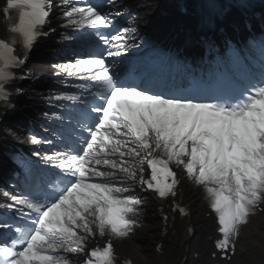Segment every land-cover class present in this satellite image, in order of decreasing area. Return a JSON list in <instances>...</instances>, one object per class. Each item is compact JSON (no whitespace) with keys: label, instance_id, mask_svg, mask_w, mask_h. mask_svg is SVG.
<instances>
[{"label":"snow or ice","instance_id":"snow-or-ice-1","mask_svg":"<svg viewBox=\"0 0 264 264\" xmlns=\"http://www.w3.org/2000/svg\"><path fill=\"white\" fill-rule=\"evenodd\" d=\"M54 7L61 9L65 29L78 32L85 47L49 71L58 79L65 74L75 78L77 83L65 80L61 88L80 94L49 92L48 102L64 111L42 115L59 121L60 131L51 132L52 138L32 133L29 142L52 151L22 162L20 182L0 191V264H74L73 257L82 264H116L113 240L129 237L138 226L143 201L137 190L146 186L162 199L176 197L181 180L172 165L206 194L209 214L218 220L216 249L235 251L240 227L264 205V74L240 83L225 70L218 73L224 91L189 84L157 92L148 77L114 72L116 58L144 47L134 27L112 24L131 15L120 0L99 5L92 0H61L59 5L55 0H6L2 11L6 16L19 12L11 31L22 37L28 53L46 35L41 28ZM27 58L0 39V108L5 112L14 108L10 85L32 78L31 70L14 71ZM177 208L187 215L185 208ZM97 235L107 242L89 248Z\"/></svg>","mask_w":264,"mask_h":264},{"label":"bare ground","instance_id":"bare-ground-1","mask_svg":"<svg viewBox=\"0 0 264 264\" xmlns=\"http://www.w3.org/2000/svg\"><path fill=\"white\" fill-rule=\"evenodd\" d=\"M64 0L65 3H67ZM162 0H141L139 3H133L128 8L131 15L127 17L126 25H131L137 30L140 40L138 44H143L144 48H149L146 43L154 38V33L158 31V25L161 24V19L158 13L159 3ZM2 1L0 0V5ZM59 5L61 0H55ZM52 21L54 24L63 27L65 21L61 16V9L54 7L52 12ZM165 32V30H164ZM143 50V48L141 49ZM131 63H123L120 69L125 72L131 68ZM136 67L134 70H138ZM29 89V88H27ZM26 89L24 99L29 102L32 100L33 94ZM36 101V100H35ZM181 180L180 193L182 199L189 206L190 219L193 222L194 234L187 240H179L178 231H182V225L174 226L175 233L167 234V248L161 257H158L154 251L153 243L157 242L161 236L163 228L161 221L157 216V203L152 195L146 194L143 190H137L139 198L143 201L141 204V212L144 214L145 222L124 239H114V245L117 253L120 256L130 257L133 264H209L208 253L210 249V236L212 235V225L210 218H206L205 214L209 211L207 207L206 194L199 186H195L186 179L182 169L171 166ZM146 172V167H145ZM107 238H102L97 235L89 242V248L99 245L106 241ZM189 243L193 251L198 252L199 257L194 258L193 253L188 251L187 258L182 261V257L186 251L182 247L174 244ZM207 253V255H206ZM192 255V256H191ZM78 258L73 257L76 262ZM233 264H264V213L260 215L257 222L251 221L240 227L239 237L237 240L236 255Z\"/></svg>","mask_w":264,"mask_h":264}]
</instances>
